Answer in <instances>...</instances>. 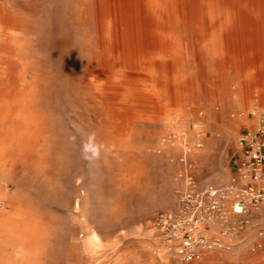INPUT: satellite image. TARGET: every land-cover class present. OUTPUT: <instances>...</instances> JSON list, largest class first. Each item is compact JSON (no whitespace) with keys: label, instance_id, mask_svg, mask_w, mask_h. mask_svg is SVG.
Listing matches in <instances>:
<instances>
[{"label":"rangeland","instance_id":"obj_1","mask_svg":"<svg viewBox=\"0 0 264 264\" xmlns=\"http://www.w3.org/2000/svg\"><path fill=\"white\" fill-rule=\"evenodd\" d=\"M263 54L264 0H0V264H264V204L192 260L155 223L236 191Z\"/></svg>","mask_w":264,"mask_h":264},{"label":"built area","instance_id":"obj_2","mask_svg":"<svg viewBox=\"0 0 264 264\" xmlns=\"http://www.w3.org/2000/svg\"><path fill=\"white\" fill-rule=\"evenodd\" d=\"M251 114L254 116V113ZM239 149L235 162L238 175L235 192L230 185L197 187L192 175L187 174L177 208L155 216V223L165 239L177 241V253L182 259L198 258L202 249L211 248L212 243L221 246L220 243L212 242L210 237V230L219 221L222 223V235L229 238L237 235L241 227L231 224L230 217L224 210L225 202H230L229 213L236 219L264 204V113L258 115L253 130L240 136ZM233 204H237L239 210Z\"/></svg>","mask_w":264,"mask_h":264},{"label":"bare ground","instance_id":"obj_3","mask_svg":"<svg viewBox=\"0 0 264 264\" xmlns=\"http://www.w3.org/2000/svg\"><path fill=\"white\" fill-rule=\"evenodd\" d=\"M148 1V0H147ZM152 1V0H151ZM232 1V0H231ZM109 2V1H108ZM187 2V1H186ZM153 3V5H154V2H152ZM150 5V4H149ZM148 5V6H149ZM152 7V5H150V8ZM108 9H110V8H108ZM116 9H117V7H116ZM151 9H153V8H151ZM154 10V9H153ZM153 10L151 11V12H153ZM150 10H149V8L147 7V6H145L144 8H143V12H142V14H143V16H145V17H147V16H149L150 15ZM155 12V11H154ZM152 14V13H151ZM246 14V13H245ZM117 16V15H116ZM154 16V15H153ZM180 19V18H179ZM107 20H109V19H107ZM174 20V19H173ZM118 22V21H117ZM118 26V25H117ZM174 34V33H173ZM175 37V36H174ZM117 44V43H116ZM177 49V48H176ZM264 55V54H263ZM111 57V56H110ZM156 57V56H155ZM262 57V56H261ZM157 58H159V59H164V53L160 50V51H158L157 52ZM147 59V58H146ZM148 60V59H147ZM146 60V61H147ZM157 61V60H156ZM148 62V61H147ZM148 69V68H147ZM165 69V68H164ZM171 74V73H170ZM170 74H169V76H170ZM132 75V74H131ZM169 78H171V77H169ZM94 79V78H93ZM97 80V79H96ZM102 80V79H101ZM108 80V79H107ZM157 80V79H156ZM110 81H113V80H111L110 79ZM170 82H171V79H170ZM129 83V82H128ZM137 83V82H136ZM142 84V83H141ZM158 84V83H157ZM119 85V84H118ZM149 85V84H148ZM159 86V85H158ZM143 87V86H142ZM158 88V87H157ZM161 90V89H160ZM197 146V145H196ZM191 150H190V148L189 147H186L185 148V150L183 151V160H186V154L187 153H189ZM226 186H228V185H226ZM223 187H225V186H223ZM235 205V208H236V210H239V208H238V205L237 204H233V206Z\"/></svg>","mask_w":264,"mask_h":264},{"label":"crops","instance_id":"obj_4","mask_svg":"<svg viewBox=\"0 0 264 264\" xmlns=\"http://www.w3.org/2000/svg\"><path fill=\"white\" fill-rule=\"evenodd\" d=\"M241 7L244 8L245 10H247L249 13H252L251 15H253V11H251V9L248 7V5H246L244 2H242ZM263 66H264V64H263ZM235 162H234V165H235ZM227 175H228V172L227 171H225L223 173L221 172L220 173V176H219V180H220L219 183L224 182V181H227V179H228L227 178Z\"/></svg>","mask_w":264,"mask_h":264}]
</instances>
